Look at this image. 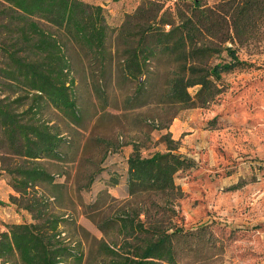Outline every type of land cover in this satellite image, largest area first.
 <instances>
[{"label":"rangeland","instance_id":"obj_1","mask_svg":"<svg viewBox=\"0 0 264 264\" xmlns=\"http://www.w3.org/2000/svg\"><path fill=\"white\" fill-rule=\"evenodd\" d=\"M83 1L104 8L114 28L108 41L113 59L106 69L94 64L61 30L42 26L62 46L79 108L76 123L52 108L39 115L69 142L64 162H42L57 185L37 188L49 212L67 220L60 228L66 231L67 244L83 255L82 263L71 259L69 264H109L105 245L118 250L123 244L117 222L125 214L162 230L208 226L206 237L224 250L211 257L218 252L204 256L200 249L198 259L203 262L199 264H264V24L256 41L235 46L240 59L256 67L224 74L216 82L219 95L212 103L203 108L168 104L164 94L175 66L167 58H158L147 75V93L134 104L131 98L137 83L124 76L126 47L120 30L130 28L132 32L145 24L130 16L147 1L162 9L151 24L178 25L190 15L192 0ZM222 1L203 0L202 4L213 8ZM9 38L0 34V43L10 48L13 40ZM6 54L0 49V69L6 66ZM224 60H229L226 52L209 64ZM2 82L0 75V98L13 101L24 96L18 112H26L33 104V94L14 93ZM197 89L190 90L193 96ZM169 148L191 162L190 168L176 176L179 193L174 197L130 196V156L137 152L150 157ZM6 176L0 171L1 231L8 224L33 222L28 211L12 202L19 195Z\"/></svg>","mask_w":264,"mask_h":264},{"label":"trees","instance_id":"obj_2","mask_svg":"<svg viewBox=\"0 0 264 264\" xmlns=\"http://www.w3.org/2000/svg\"><path fill=\"white\" fill-rule=\"evenodd\" d=\"M202 2L192 0L190 15L178 25L163 22L160 27L159 22L151 21L162 9L156 2L147 1L130 16L145 24L132 32L130 28L120 30L126 47L124 76L137 83L131 103H140L147 93V75L158 58H167L175 66L165 100L184 108H203L212 103L219 95L216 82L224 74L256 67L241 60L235 46L258 39L264 24V0H223L213 8ZM43 25L61 30L102 69L113 59L108 41L114 28L101 6L83 0H0V34L13 40L10 48L0 43V49L7 53L6 66L0 69L5 82L1 85L14 93L33 94V104L26 112H18L24 96L13 101L0 98V171L7 174L8 183L19 195L12 197V202L33 217L32 223L8 224L5 231L0 230L3 264H69L71 259L83 260L78 249L69 246L63 237L66 231L60 228L67 220L51 214L37 191L57 185L42 162H64L69 143L39 115L52 108L72 122L79 120L72 90L75 83L68 74L70 66L60 42ZM223 52L229 60L209 64ZM193 88H198L194 96L190 92ZM190 167V160L176 153L175 148L150 157L135 152L127 161L129 195L174 197L179 193L177 174ZM117 223L123 244L118 250L105 245L109 264H199L203 262L198 259L201 250L204 256L218 252L211 257L224 250L223 246L217 248L213 238L206 237L208 226L162 230L126 214Z\"/></svg>","mask_w":264,"mask_h":264}]
</instances>
